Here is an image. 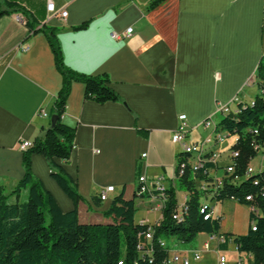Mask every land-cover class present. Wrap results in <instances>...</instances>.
Returning <instances> with one entry per match:
<instances>
[{
    "label": "crops",
    "instance_id": "0c3cea01",
    "mask_svg": "<svg viewBox=\"0 0 264 264\" xmlns=\"http://www.w3.org/2000/svg\"><path fill=\"white\" fill-rule=\"evenodd\" d=\"M10 1L27 12L36 30L45 24L59 29L70 69L109 75L123 100L101 105L85 97L84 84L72 86L63 122L76 129L75 149L68 163L58 162L88 202L79 204L80 221L82 215L89 222L106 221L102 213L124 188L125 198H134L141 175L164 176L182 200L178 189L184 196L186 192L176 174L182 151L173 143L180 116L187 117L190 140L200 141L209 136L202 124L216 119L220 106L237 96L252 103L257 94L254 77L264 56V0H163L153 8V0H52L68 16L50 21L46 0ZM26 22L21 13L0 19V177L9 193L24 176L21 144L33 143L51 126L50 113L63 86L45 34L31 33ZM84 23L85 29L74 30ZM130 28L134 33L126 38ZM230 147L221 144L223 157ZM32 168L62 210H73L46 158L34 155ZM111 186L115 192L98 207L93 198ZM137 200V219L158 221L148 197L140 205ZM213 217L220 219L218 233H202L187 243L165 241L169 256L179 254L190 264H219L221 257L227 264H249L251 257L239 252L235 239L248 234L251 208L235 201L215 203Z\"/></svg>",
    "mask_w": 264,
    "mask_h": 264
},
{
    "label": "trees",
    "instance_id": "16d2710c",
    "mask_svg": "<svg viewBox=\"0 0 264 264\" xmlns=\"http://www.w3.org/2000/svg\"><path fill=\"white\" fill-rule=\"evenodd\" d=\"M162 1L153 0L150 8ZM15 13L26 16V25L31 33L45 34L57 71L63 78V86L50 113L51 120L57 117L56 123L23 151V178L9 193L0 177V264H163L169 256V247L163 248L162 241L175 238L187 243L202 233H218L220 219L213 217V206L233 200L255 209L251 212L248 234L235 239L238 250L251 257L249 264H264V170L239 184L227 183L218 191L198 193L196 181L212 182L205 172L214 166L207 164L198 171L190 168L182 171L181 163L187 156L181 152L176 174L181 189L189 194L188 211L182 220L175 218L178 198L176 189L170 186L163 193L166 202L159 225L141 224V219H137L135 200L142 197L138 187L133 199L125 198L126 188L114 198L110 208L102 213L107 223L80 221L79 204L88 202L80 194L77 181L58 162L68 163L75 149L76 129L63 122L72 86L74 83L84 84L85 97L101 105L123 100L112 87L109 75H84L65 64L58 28L45 24L36 30L26 11L10 0H0V19ZM87 25L84 23L74 30H83ZM254 84L257 94L253 102L241 101L217 125L218 129L239 138L234 146L241 153L238 175H243L257 156L255 146H264V56L258 64ZM139 132L143 135L148 133L145 130ZM34 155L46 158L53 179L73 202V210L64 212L54 195L35 176L32 168ZM255 180L260 181L259 187L254 186ZM151 194L160 195L156 191ZM251 194L254 200L247 203L246 198ZM93 201L98 207L102 206L99 195ZM254 222L257 231L252 229ZM149 230H153L151 240L146 237Z\"/></svg>",
    "mask_w": 264,
    "mask_h": 264
},
{
    "label": "built area",
    "instance_id": "2783aa9c",
    "mask_svg": "<svg viewBox=\"0 0 264 264\" xmlns=\"http://www.w3.org/2000/svg\"><path fill=\"white\" fill-rule=\"evenodd\" d=\"M139 0H129V2H136ZM47 2V12H48V21L58 18L61 20H65L68 16V12L65 9H57L55 3L52 0H46ZM21 19V18H20ZM134 29L130 28L125 37L129 38L133 35ZM113 38L120 39V37L113 33ZM23 51H27L28 48H21ZM239 96L235 97L230 105L220 106L218 109V114L220 116H226L230 114L233 110L236 109L237 105L241 102ZM41 115L46 117L47 112L41 111ZM186 115L180 116L181 124L178 129L173 134V143L177 144L181 147V151L183 154L187 156L185 161L181 163V170L183 171L186 168L193 169L195 171L201 170L207 164L213 165L214 168L205 172V175L212 178V182H203L201 180H197L195 184V189L198 193H202V191L207 190H215L218 191L227 183L239 184L246 178L264 170V146L256 145L255 148L259 156L262 157V164H259L258 167L253 165V160L249 163V165L245 169V173L243 175H238V160L241 156L239 150L235 149L234 146L238 142V137H236V141L231 147L228 149V157H223V152L220 150L221 144L225 143L228 138L233 137L228 132L218 129L217 125L219 121H216L215 118H209L205 120L202 124V128L205 131L209 132V136L200 141H191L190 134L191 128L186 123ZM32 142H24L21 144L20 148L22 151H26L32 146ZM147 154L143 155V158H146ZM225 158V159H224ZM228 161L226 166H222L221 163L223 161ZM221 171L222 175H217V172ZM138 191L142 197L147 196L151 203V211L160 215V218L155 223H152L148 218L141 219V224L148 225H159L162 221V210L164 208L166 199L163 195L165 190L172 186L176 188L175 185H168L167 179L164 176H161L156 179H150L146 175H141L138 180ZM260 181L255 180L254 186L259 187ZM264 188V186H263ZM156 191L159 192L160 195H152L151 192ZM115 192V187L111 186L102 190L98 195L102 201H106L109 198L110 193ZM189 198V194L186 193L184 197V201L179 200L177 210L175 212V218L178 220H182L188 211L187 201ZM254 200V195L251 194L246 198V202H252ZM239 203L236 200H233ZM251 212H255L254 207H250ZM259 213V212H256ZM253 231H257L256 223L252 224ZM153 230H149L146 234L148 240L152 239ZM224 241V238L222 237ZM161 246L163 248L166 247L165 241H162ZM205 249H209V244H205ZM200 254L197 253L196 257L199 258ZM173 263H182V264H190V260L188 258H184L179 254H174L168 256V258L163 262V264H173ZM119 264H123L120 262ZM219 264H227V259L225 257L220 258Z\"/></svg>",
    "mask_w": 264,
    "mask_h": 264
},
{
    "label": "rangeland",
    "instance_id": "374dc122",
    "mask_svg": "<svg viewBox=\"0 0 264 264\" xmlns=\"http://www.w3.org/2000/svg\"><path fill=\"white\" fill-rule=\"evenodd\" d=\"M254 90V89H253ZM255 93V92H254ZM246 94L249 96L250 95V97H251V95H252V91L250 90V89H247L246 90ZM253 97H255V96H253ZM221 118H222V116H218L215 120L216 121H219V120H221ZM235 141H236V137L235 136H233V137H230V138H228V140L225 142V146L226 147H229V146H231L232 144H234L235 143ZM260 160H262V157L261 156H257L254 160H253V165L255 166V167H258L259 166V164H260V162H262V161H260ZM178 194L180 195V198H182V201H184V194H182L181 193V190H179L178 189ZM146 199V196L145 197H139L138 198V205H140L141 203H142V200H145ZM178 203H181V202H179V198H178ZM138 212H139V210H138ZM138 212H137V214H138ZM90 214V213H89ZM90 220H87V217H85L84 215H82V219H81V222L82 223H107V222H105V220L103 219V222H89Z\"/></svg>",
    "mask_w": 264,
    "mask_h": 264
},
{
    "label": "water",
    "instance_id": "95a60500",
    "mask_svg": "<svg viewBox=\"0 0 264 264\" xmlns=\"http://www.w3.org/2000/svg\"><path fill=\"white\" fill-rule=\"evenodd\" d=\"M56 121H57V117L56 116H54L53 118H52V120H51V124L53 125V124H55L56 123Z\"/></svg>",
    "mask_w": 264,
    "mask_h": 264
}]
</instances>
